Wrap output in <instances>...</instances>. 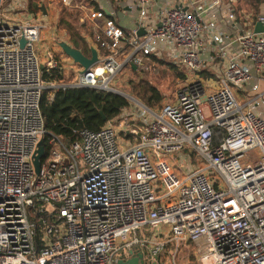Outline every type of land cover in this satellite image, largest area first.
<instances>
[{"label":"built area","instance_id":"1","mask_svg":"<svg viewBox=\"0 0 264 264\" xmlns=\"http://www.w3.org/2000/svg\"><path fill=\"white\" fill-rule=\"evenodd\" d=\"M225 4L0 0V264H120L184 241L199 264H264V32L254 33L264 14ZM66 8L93 24L99 63L86 74L62 59L60 43L73 46L60 25ZM155 60L191 76L175 101L154 110L121 92L131 107L100 131L70 146L48 134L46 91L118 93L119 73ZM55 71L63 79H44ZM32 209L45 214L40 245Z\"/></svg>","mask_w":264,"mask_h":264},{"label":"trees","instance_id":"2","mask_svg":"<svg viewBox=\"0 0 264 264\" xmlns=\"http://www.w3.org/2000/svg\"><path fill=\"white\" fill-rule=\"evenodd\" d=\"M121 1V0H120ZM257 11L261 0H255ZM246 4V3H245ZM34 4H31L33 8ZM256 12H251L252 17L255 19ZM80 10L64 9L62 14H68L70 20L62 19L60 25L66 29L71 37L73 47L81 50L86 56L91 55L90 48L86 45L85 40L77 31V26H74V21L78 19ZM83 26L86 24L83 23ZM91 31H87L89 35H93V27H88ZM128 33V32H127ZM165 63L160 60H155L154 63H146L144 66L134 69L129 67L133 74H139L149 68L158 67L159 64ZM171 68L177 70V66L172 63ZM205 74H209L206 72ZM182 79L186 78L185 74H178ZM63 76L55 71L50 75L45 74L46 81H60ZM134 92H138L142 99L149 104L158 103L162 100L160 91L155 90L153 87L148 86L144 82H140L134 88ZM134 95L133 92H130ZM131 107L130 101L124 96L93 88H70L66 90H58L53 98L50 99V92L46 91L41 100V112L44 118L45 129L48 134L57 136L64 144L70 146L79 140V133L84 130L100 131L109 121L118 118L124 111ZM106 119L103 118L102 114ZM33 222L37 225V236L35 238L36 244L40 245V229L41 218L45 216L44 213H39L32 209ZM37 212V213H36Z\"/></svg>","mask_w":264,"mask_h":264},{"label":"rangeland","instance_id":"3","mask_svg":"<svg viewBox=\"0 0 264 264\" xmlns=\"http://www.w3.org/2000/svg\"><path fill=\"white\" fill-rule=\"evenodd\" d=\"M243 2L246 3L245 6L247 9L253 10V12L257 11L255 0H242V5ZM64 17L66 20H70L68 18V14L61 15L62 19ZM82 21H85V15L81 11V13H79L78 15V19H76L73 24L74 26H77V31L79 32V34H81L82 36H86L88 34L87 31H91V29L88 27H93V24L89 21ZM83 23H85L86 25L83 26ZM46 35L49 34L44 32L42 34V41L40 43H37L36 45V49L42 62H45L46 60L45 52L50 45V43L46 40ZM62 59H66L67 61L72 63L74 62L73 59H71L69 56L63 57ZM166 63L168 62L165 61V63L159 64L158 67L149 68L148 70L142 71L139 74H133L130 68L127 67L113 79L111 85L118 89L120 92H124L129 95H131L130 92L132 91L134 95L131 96L135 97L152 109L157 110L161 103L175 101L179 90L183 88V86L191 77L183 69L177 67V70H174L173 68H171V65ZM74 67L77 68L78 64H74ZM179 73L185 74L186 78L182 79L178 75ZM72 78L73 77H71V79ZM71 79H66V82H69ZM140 82H144L148 86L153 87L155 90L160 91L162 100L154 104H149L145 100H143L138 92H134V88L137 87ZM256 155V152L250 151L247 153V158L251 160ZM123 258L124 260L122 261L125 262L131 260L132 258H138L139 264H199V257H197L195 253L194 246L185 241L184 243L180 244L177 252L176 245L168 246L158 255V258H154L152 256L150 257L146 249L135 251L133 255L127 254Z\"/></svg>","mask_w":264,"mask_h":264},{"label":"water","instance_id":"4","mask_svg":"<svg viewBox=\"0 0 264 264\" xmlns=\"http://www.w3.org/2000/svg\"><path fill=\"white\" fill-rule=\"evenodd\" d=\"M260 32H264V24L257 23L256 27L254 29V33L256 34V33H260ZM143 34H144V30L141 29L138 32V35L141 36ZM24 44H25V40H22V46H24ZM60 46L63 49V51L65 52V54L67 56H69L71 59H73V61L82 68L81 73H83V74L88 73L90 68L94 67L96 64L99 63L98 52L95 48L91 49V55L90 56H86L81 50L71 46L70 44H68L66 42H61ZM42 69H44V66H42ZM134 69H137V67L134 66ZM118 94H120L124 97L127 96L126 94H123L121 92H118ZM102 116L104 119H106L103 114H102ZM45 156H46L45 140L42 139L38 145V150H37L36 155L34 156V161H33L37 174H39V172H40L41 161L45 158ZM131 255H133V252L131 253ZM120 264H139V260H138V258H132L131 260H129L127 262L121 261Z\"/></svg>","mask_w":264,"mask_h":264},{"label":"crops","instance_id":"5","mask_svg":"<svg viewBox=\"0 0 264 264\" xmlns=\"http://www.w3.org/2000/svg\"><path fill=\"white\" fill-rule=\"evenodd\" d=\"M227 2H228V0H224V3H226L225 6H227ZM237 8H238V10H239L238 13H240V14H242V15H243V13H245V14H248V15H250V16H253V15L251 14L252 10L247 9L246 6H245V3H244V2H243V5H242V0H237ZM242 8H243V9H242ZM118 9L120 10V12L129 11L128 8H127V9L118 8ZM259 14H264V0H261V4L259 5V10H258V12H257V15H259ZM81 36H82V35H81ZM91 37H92V35H89V34H87L86 36H82V38L85 40L86 45H87L89 48H90V46H92V45L90 44V41H89V40H91V39H90ZM71 44H72V43H71ZM90 51H91V49H90Z\"/></svg>","mask_w":264,"mask_h":264}]
</instances>
